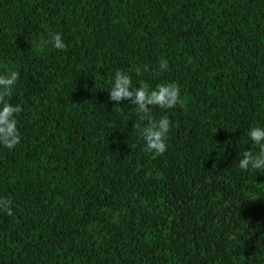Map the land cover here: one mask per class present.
Wrapping results in <instances>:
<instances>
[{"label": "trees", "instance_id": "obj_1", "mask_svg": "<svg viewBox=\"0 0 264 264\" xmlns=\"http://www.w3.org/2000/svg\"><path fill=\"white\" fill-rule=\"evenodd\" d=\"M117 69L181 87L186 109L153 108L173 124L157 158L109 100ZM9 70L0 264H264V172L238 164L264 127V0H0Z\"/></svg>", "mask_w": 264, "mask_h": 264}, {"label": "clouds", "instance_id": "obj_2", "mask_svg": "<svg viewBox=\"0 0 264 264\" xmlns=\"http://www.w3.org/2000/svg\"><path fill=\"white\" fill-rule=\"evenodd\" d=\"M44 43L57 50L67 48L60 33L49 32ZM167 67L166 60L159 64L161 71L166 70ZM136 75H141L140 69L136 70ZM19 79L18 70H9L0 74V147L8 150L14 149L21 143L18 117L23 108L22 105L11 102ZM110 85L107 89L109 100L116 102V105L127 101L136 108L138 119L133 124V130L139 133L144 152L150 153L152 158L163 155L167 151V139L173 124L166 116L155 118L153 108L169 110L179 106L186 109L180 85L176 82H165L151 88L142 80H138L134 85L132 75L122 69L115 71ZM248 138L253 147L243 152L238 161L239 168L245 172H264V127L249 128ZM0 211L12 215V201L0 197Z\"/></svg>", "mask_w": 264, "mask_h": 264}]
</instances>
